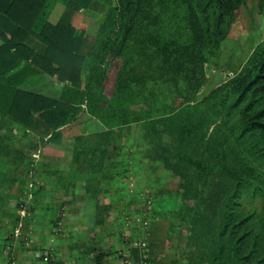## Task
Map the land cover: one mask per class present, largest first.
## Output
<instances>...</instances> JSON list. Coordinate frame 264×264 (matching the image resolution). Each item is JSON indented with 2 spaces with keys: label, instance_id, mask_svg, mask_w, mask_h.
Returning a JSON list of instances; mask_svg holds the SVG:
<instances>
[{
  "label": "trees",
  "instance_id": "16d2710c",
  "mask_svg": "<svg viewBox=\"0 0 264 264\" xmlns=\"http://www.w3.org/2000/svg\"><path fill=\"white\" fill-rule=\"evenodd\" d=\"M92 1L0 0V154L14 147L3 128L33 126L37 115L55 138L83 111L96 119L92 166L104 159L118 127L136 123L146 159L179 177L180 205L171 215L180 222L169 239L177 242L176 264H264V46L197 96L208 54L227 37L245 0H99L107 13L83 52L71 13ZM56 2L68 11L52 21ZM258 6L264 13V0ZM137 30L147 37V93L169 98L161 112L127 73L125 42ZM118 49L122 64L108 91L106 68ZM33 73L59 83L23 89ZM75 148L78 155L89 150ZM134 251L139 255V247Z\"/></svg>",
  "mask_w": 264,
  "mask_h": 264
},
{
  "label": "rangeland",
  "instance_id": "374dc122",
  "mask_svg": "<svg viewBox=\"0 0 264 264\" xmlns=\"http://www.w3.org/2000/svg\"><path fill=\"white\" fill-rule=\"evenodd\" d=\"M107 9L108 4L106 2L93 0L88 6L81 7L71 13L72 22L76 28V34L80 38L83 52L98 32ZM67 11L61 2H56L52 7L49 18L52 21H57ZM146 40L145 33L142 30H137L135 34H132L126 40L125 46L128 48L131 58L127 73L138 80L142 91L147 95L146 88L153 80L150 78L147 69L148 53L144 47ZM261 46H264V13L259 9L258 0H245L236 10L235 19L227 37L219 47L208 54V60L205 63L207 79L199 89L197 96L199 98L203 97L212 87L220 84L229 75L236 72L250 53ZM123 54L118 49L114 51L110 58V63L106 68V88L108 91H111L114 87L115 77L121 67ZM57 83L59 82L55 76L45 73H33L27 76L20 86L23 89L32 91H45L54 87ZM148 98L155 106L156 112L164 111V106L169 100L166 95H162L160 101H156V98L150 95ZM79 107L81 108V106ZM80 114L78 122L64 126L65 130L55 138H50L51 133L43 124V121H39L40 118L37 115L35 118L36 123L33 126L18 124L15 129L6 130L2 134L3 138L14 147L10 149L9 156L3 153L0 154V168L3 174L0 189L4 193L3 198L8 196V199L4 198V204L9 202L12 195L19 194L16 204L18 205V213L24 218L27 215L23 214L25 212L19 211L20 205L22 203L28 205L29 211L33 207V195L43 183L41 177L44 176L43 172L46 173V169H44L46 163L63 160L67 155L71 163H82L88 166L89 161L93 159L91 157L94 156L90 148L95 141L93 127L96 119L94 117L89 119L83 111ZM139 133L140 127L136 123L118 127L112 135V142L108 147V152L103 156L104 159L101 162L99 161L98 164L97 162L93 164L91 166L92 171L98 179H114L121 184H125L124 189L120 186V190H115V193L110 192L117 199L115 205L125 203L122 210L131 213H126L124 216L125 226L127 228H134L136 225L142 226V230L147 234L151 223L155 222L164 231L163 233L166 231L164 237L167 253L172 256L176 264L178 258L174 247L177 242L169 239L174 237L172 236L174 231L171 234V229L177 230L180 222L178 217L171 215V211L180 205V197L177 192L179 177L172 176L170 169L164 167L159 161L146 159L144 145L140 140ZM79 136L83 138L78 139ZM75 146L89 147V150L87 149L84 154L78 155ZM45 147L53 148L52 150L51 148L45 150ZM16 148L21 149L22 153H18ZM33 152H36L35 156H33ZM17 158L18 160H16ZM27 161L29 162L26 163ZM6 188L10 189L6 190ZM119 197H122V202H125L118 201ZM126 203L128 204L126 205ZM57 224L54 223V226ZM19 230L18 232L16 230L15 234L20 233ZM141 239L143 237L134 239L131 244L132 247L134 248L133 242L141 241ZM7 243L9 242L7 241L5 244ZM148 246L149 242L147 240V248ZM48 248H43V246L36 248V255L42 258V254ZM140 255L139 252L138 256Z\"/></svg>",
  "mask_w": 264,
  "mask_h": 264
},
{
  "label": "crops",
  "instance_id": "0c3cea01",
  "mask_svg": "<svg viewBox=\"0 0 264 264\" xmlns=\"http://www.w3.org/2000/svg\"><path fill=\"white\" fill-rule=\"evenodd\" d=\"M44 169L43 183L25 218L18 213L19 194L4 204L8 196L3 198L0 189V264H46L35 252L41 246L52 247L57 264H141L131 245L139 237H147L151 264H175L167 253L166 231L155 222L147 234L142 226H125L130 211L122 210L125 203L116 206L110 194L120 186L124 189V183L98 179L91 165L71 163L67 155ZM121 198L118 201L125 202ZM17 225L20 233L15 234Z\"/></svg>",
  "mask_w": 264,
  "mask_h": 264
},
{
  "label": "built area",
  "instance_id": "2783aa9c",
  "mask_svg": "<svg viewBox=\"0 0 264 264\" xmlns=\"http://www.w3.org/2000/svg\"><path fill=\"white\" fill-rule=\"evenodd\" d=\"M35 155L36 152H33V156ZM20 207V212H25L23 213L25 215L29 213L28 205L26 206V204L22 203ZM15 229L18 230L19 225L15 226ZM133 244L134 246H137L140 249L141 264H150L146 238L144 237L143 239H141V241H135L133 242ZM42 260H44L47 264H57L56 256L52 247L45 250V252L42 254Z\"/></svg>",
  "mask_w": 264,
  "mask_h": 264
}]
</instances>
